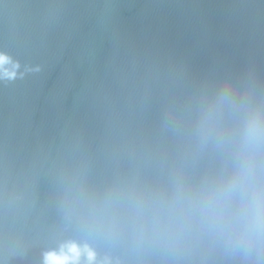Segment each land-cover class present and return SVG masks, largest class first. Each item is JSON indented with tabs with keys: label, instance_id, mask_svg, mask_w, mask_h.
Masks as SVG:
<instances>
[{
	"label": "water",
	"instance_id": "95a60500",
	"mask_svg": "<svg viewBox=\"0 0 264 264\" xmlns=\"http://www.w3.org/2000/svg\"><path fill=\"white\" fill-rule=\"evenodd\" d=\"M252 108L264 0H0V264H63L69 247L130 264L67 203L214 174L225 153L202 142L205 114L233 133Z\"/></svg>",
	"mask_w": 264,
	"mask_h": 264
},
{
	"label": "clouds",
	"instance_id": "9594fccd",
	"mask_svg": "<svg viewBox=\"0 0 264 264\" xmlns=\"http://www.w3.org/2000/svg\"><path fill=\"white\" fill-rule=\"evenodd\" d=\"M229 102L222 92L220 103ZM216 121L209 110L201 125L202 142L225 153L214 174L81 192L66 215L130 264H264V109H249L233 133L215 131ZM63 264H79L71 247Z\"/></svg>",
	"mask_w": 264,
	"mask_h": 264
}]
</instances>
